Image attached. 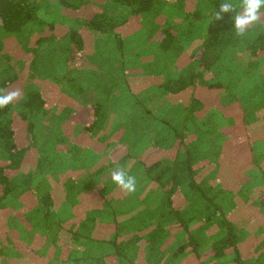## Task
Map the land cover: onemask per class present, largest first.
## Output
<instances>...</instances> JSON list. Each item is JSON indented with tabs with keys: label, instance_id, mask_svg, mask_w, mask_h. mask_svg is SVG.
I'll return each instance as SVG.
<instances>
[{
	"label": "trees",
	"instance_id": "16d2710c",
	"mask_svg": "<svg viewBox=\"0 0 264 264\" xmlns=\"http://www.w3.org/2000/svg\"><path fill=\"white\" fill-rule=\"evenodd\" d=\"M139 29L137 66L110 54ZM256 144L264 0H0V212L40 236L7 245L0 219V262L264 264V184L243 187Z\"/></svg>",
	"mask_w": 264,
	"mask_h": 264
},
{
	"label": "rangeland",
	"instance_id": "374dc122",
	"mask_svg": "<svg viewBox=\"0 0 264 264\" xmlns=\"http://www.w3.org/2000/svg\"><path fill=\"white\" fill-rule=\"evenodd\" d=\"M56 9H53V11H52V13H51V17L53 18V19H58V17H54L53 16V14L54 13H56ZM113 11H115V9L113 10ZM251 19H252V17H250L249 15H245L244 17H243V19H242V25L243 26H248V24H250V22H252L251 21ZM140 30V29H139ZM139 30H136V31H139ZM63 32H64V30L63 31H58V33H59V35H62L63 34ZM135 32V31H134ZM130 35V34H129ZM131 35H133L132 36V40L128 43L129 45H130V49L128 50L131 54L129 55V57H130V61L129 60H127L128 61V63H132V64H134V66H137V64H139V60H137L138 59V56H137V54H135L134 53V51H133V49L135 48V46H136V41H137V43L138 44H140L141 43V40H139V39H136L135 38V35H134V33L132 32L131 33ZM85 38H87V43H86V45H87V48L88 49H90L91 48V36H89V35H87ZM136 40V41H135ZM131 48H132V50H131ZM141 48V47H140ZM147 49V47L146 46H144L143 48H142V50H141V55L143 54V52H145V50ZM91 51V50H90ZM242 55H245V56H243L245 59H246V61H245V63L247 62V65H248V62H249V56H247V53L245 52V53H243ZM125 59V58H124ZM133 69V68H132ZM141 71V69L140 68H136V69H133V70H131L130 72H140ZM84 79H86V81H87V77L85 76V78ZM156 81V80H155ZM154 81V82H155ZM17 86L18 87H20L21 86V83H18L17 84ZM148 86V83L146 82V83H144L143 84V88H145V87H147ZM49 91V90H48ZM48 98L52 101V102H54L56 99V97H55V95H54V92H53V90H50V92H49V94H48ZM255 101H257V98H256V100ZM258 144V143H257ZM257 144H256V146H255V148H254V154L257 156L258 154H260L261 155V157H262V160H261V162H260V164H256V165H254L253 167H252V173H251V175H250V181H249V183H248V185H244L243 187H244V189H245V192H247V193H249V192H252L255 188H257L258 186H263V184H264V145H260V146H257ZM87 153H90V150H88L87 151ZM94 153H95V155H94V158L95 159H93V157H92V159L90 160V163H88L87 161H85V162H83V163H81V162H74V163H72V160H69L68 159V161L66 162V163H59V162H57V163H59V164H57V163H51V166L47 169V171H46V173L47 174H49V175H57L58 174V172L59 171H61L62 169H66V171H68V170H72V171H70V172H73V171H76L77 173H79V172H84V171H86V170H89L90 168H89V166L92 164H94V163H96V162H99V161H102L103 159H106V156L104 155V154H97V152H95L94 151ZM137 155L139 156L140 154L139 153H137ZM141 157V156H140ZM143 157V156H142ZM63 160V159H62ZM90 164V165H89ZM59 165H63V166H65L64 168H59L58 170L57 169H55L57 166H59ZM130 166V165H129ZM128 166V167H129ZM233 169V171H234V166L233 165H227L226 166V170L224 171V172H229V171H227V170H229V169ZM236 169V168H235ZM215 171H213V173H214ZM215 174V173H214ZM136 178V177H135ZM40 180H42V175H41V178H40ZM135 181V180H134ZM79 183H81V184H86L87 183V179L86 178H84L81 182H79ZM246 186H247V189H246ZM143 188V190L146 188V187H142ZM138 190H140V187H138L137 189H136V192H138ZM129 194V193H128ZM129 196V195H128ZM21 197V198H20ZM27 196H24V197H22L21 195L20 196H16L15 198H13L14 200H15V202L18 204V206L19 207H22L23 206V204H25V200L23 199V198H26ZM131 197L133 198V200L132 199H130V200H128L127 202H125V203H121V209L122 208H127V207H130L131 206V208H133L132 207V205H135L134 203L138 200V199H135L134 197H133V195H132V193H131ZM157 197H155V198H152V197H150V203H152V204H154L155 202H156V199ZM125 198H123L122 200H124ZM160 200V199H159ZM243 209V208H242ZM1 215H3V216H5V218H4V220L7 218L6 217V214H1ZM234 216V219H236V220H240V215L237 213V214H234L233 215ZM249 220H250V218L247 216L246 218H243L242 220H241V222H240V226H243V225H247L248 226V222H249ZM11 226H13V225H11ZM20 233V232H19ZM23 234H25V235H23ZM22 234V237H23V239H26L27 241L29 240V241H31L32 239H33V237H34V240H35V242H39L40 241V236L39 235H33L32 234V236H31V234H30V232H24ZM21 237V238H22ZM18 249H11V251H10V253H12L11 254V256L7 259L6 257H2L1 258V263L0 264H16L15 262H12V263H10L9 262V259H11L12 261H17V263L18 264H27V263H22V261H20L19 260V256H20V253L17 251Z\"/></svg>",
	"mask_w": 264,
	"mask_h": 264
},
{
	"label": "crops",
	"instance_id": "0c3cea01",
	"mask_svg": "<svg viewBox=\"0 0 264 264\" xmlns=\"http://www.w3.org/2000/svg\"><path fill=\"white\" fill-rule=\"evenodd\" d=\"M132 33V32H131ZM131 33H130V35L128 34L127 35V37L125 38V40H124V42H123V51H121V52H119L118 53V51L116 50V46H115V44L114 45H112V47H111V49H110V54L111 55H117V54H122L123 55V57L126 59V60H129L130 61V57H129V55L131 54L128 50L130 49V45L128 44L132 39V36L133 35H131ZM134 33V35H135V38L136 39H139V40H141V43L140 44H138L137 43V41H136V46H135V48L133 49V51H134V53L135 54H137V56H138V59L137 60H140V56H141V50H142V48L144 47V46H146L144 43H145V41L143 42V38H144V31H143V29H141V30H139V31H135V32H133ZM141 47V48H140ZM131 50H132V48H131ZM108 58H110V57H108ZM111 59V58H110ZM22 197H24V195L22 196ZM21 198V197H20ZM140 198V197H139ZM139 198H138V200L134 203V204H137V202L139 203L140 202V200H139ZM6 205L8 206V207H13V208H20L19 206H18V204L15 202V200L12 198V197H10V198H8L7 199V203H6ZM9 211V209H3L1 212H0V219H1V223L3 222H5L4 223V225H3V227L5 228V229H9V233H10V235H11V237L12 238H15V240H12L13 241V244H7V245H12V246H15V247H17L18 246V248H19V246H20V241L19 240H17V239H19V237L21 238L22 237V234L24 233V232H32V231H30L31 229H29V228H27V226H26V224L23 222V221H21L18 217H16V214H11V216H9L10 215V213L8 212ZM6 214V219L4 220V218H5V216H3V215H1V214ZM11 225H13V226H11ZM0 232H2L3 234H7V231L6 230H3V231H0ZM20 232V233H19ZM23 235H25V234H23ZM23 238V237H22ZM34 238V237H33ZM23 240V239H22ZM25 241H27L26 239H24ZM33 240V239H32ZM31 240V241H32ZM5 241H8V240H5ZM27 242H29V240L27 241ZM31 243V242H30ZM11 246V247H12ZM10 247V248H11ZM11 249H13V248H11ZM17 249V248H16ZM1 263V262H0Z\"/></svg>",
	"mask_w": 264,
	"mask_h": 264
}]
</instances>
